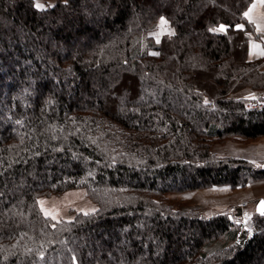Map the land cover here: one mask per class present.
<instances>
[{"label": "trees", "instance_id": "trees-1", "mask_svg": "<svg viewBox=\"0 0 264 264\" xmlns=\"http://www.w3.org/2000/svg\"><path fill=\"white\" fill-rule=\"evenodd\" d=\"M182 2L176 35L156 44L148 33ZM252 2L0 0V264H264V215L238 237L233 215L160 200L264 180L210 151L264 137V109L228 98L264 86ZM71 189L98 210L45 217L38 197Z\"/></svg>", "mask_w": 264, "mask_h": 264}, {"label": "rangeland", "instance_id": "rangeland-1", "mask_svg": "<svg viewBox=\"0 0 264 264\" xmlns=\"http://www.w3.org/2000/svg\"><path fill=\"white\" fill-rule=\"evenodd\" d=\"M55 2L56 0H35L36 6L40 5L38 7L40 9L51 7ZM185 5L186 2H182L173 10L172 20L161 17L155 28L148 33V36L156 44L165 37L176 35L177 30L172 21L179 16ZM162 20L166 23L162 24ZM3 27L7 30L6 23H3ZM239 28L244 29L245 25L239 24ZM225 29L226 27L223 26V31ZM253 38L255 37H251V39ZM152 54H157V52L153 51ZM256 60L263 61L264 64V57ZM228 98L241 100L247 109L261 110L251 106H262L264 103V86L261 88L252 86L238 88L230 91ZM210 147V151L215 156L246 161L264 170V137L248 140L241 136H230L223 140L214 141ZM163 196L160 200L172 210L201 211L208 215H233L234 220L241 224L237 236L242 234V230L253 235L257 232L254 221L255 214H261L258 205L261 200H264V180L250 183L244 187H233L225 184L172 192ZM38 205L45 217L56 222L69 221L75 217V214H92L98 210V205L84 189H71L59 195H41L38 197ZM239 242L237 239L236 243Z\"/></svg>", "mask_w": 264, "mask_h": 264}, {"label": "crops", "instance_id": "crops-1", "mask_svg": "<svg viewBox=\"0 0 264 264\" xmlns=\"http://www.w3.org/2000/svg\"><path fill=\"white\" fill-rule=\"evenodd\" d=\"M245 13H248L245 15L246 21L264 37V0H253ZM262 57H264V41L256 38L251 39L248 60L253 61Z\"/></svg>", "mask_w": 264, "mask_h": 264}, {"label": "snow or ice", "instance_id": "snow-or-ice-1", "mask_svg": "<svg viewBox=\"0 0 264 264\" xmlns=\"http://www.w3.org/2000/svg\"><path fill=\"white\" fill-rule=\"evenodd\" d=\"M37 7H40V5H37ZM245 15H248V13H245ZM162 24L166 23V21L162 20L161 21ZM220 30H223V26H221ZM255 47V45H254ZM260 213L261 215H264V201L261 202V206H260Z\"/></svg>", "mask_w": 264, "mask_h": 264}, {"label": "built area", "instance_id": "built-area-1", "mask_svg": "<svg viewBox=\"0 0 264 264\" xmlns=\"http://www.w3.org/2000/svg\"><path fill=\"white\" fill-rule=\"evenodd\" d=\"M252 108H260V109H264V103L262 104V106H260V105H257V106H254V105H252L251 106ZM251 109V108H250ZM252 232V231H251ZM250 236H251V233H250Z\"/></svg>", "mask_w": 264, "mask_h": 264}, {"label": "water", "instance_id": "water-1", "mask_svg": "<svg viewBox=\"0 0 264 264\" xmlns=\"http://www.w3.org/2000/svg\"><path fill=\"white\" fill-rule=\"evenodd\" d=\"M264 201V200H261L258 207H259V212H260V206H261V202Z\"/></svg>", "mask_w": 264, "mask_h": 264}]
</instances>
